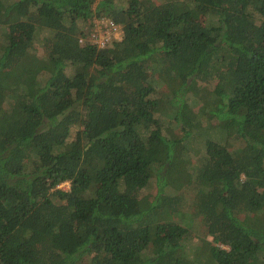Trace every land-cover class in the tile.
Here are the masks:
<instances>
[{
	"label": "trees",
	"instance_id": "obj_1",
	"mask_svg": "<svg viewBox=\"0 0 264 264\" xmlns=\"http://www.w3.org/2000/svg\"><path fill=\"white\" fill-rule=\"evenodd\" d=\"M263 257L264 0H0V264Z\"/></svg>",
	"mask_w": 264,
	"mask_h": 264
},
{
	"label": "rangeland",
	"instance_id": "obj_2",
	"mask_svg": "<svg viewBox=\"0 0 264 264\" xmlns=\"http://www.w3.org/2000/svg\"><path fill=\"white\" fill-rule=\"evenodd\" d=\"M97 2H99V0H95V3H97ZM114 2L117 5H125L127 0H114ZM95 24L96 23H94V25H87V26H89V28H91L90 32H91V30H93V28H95L97 26ZM87 29H88V27H87ZM38 40L39 39H37L36 41L38 42ZM36 50H37L36 53L39 55V57L43 58L41 48L37 47ZM67 70H68V72H70L71 69H67ZM214 84H215L214 81L213 82L208 81V82L201 83L195 92L188 95V100H189L190 104L192 106L196 107L200 101L202 102L201 106L206 104L207 101L209 102L210 101V95H211L210 92L212 91ZM196 110H198V108ZM203 129L205 130L206 135L208 137L215 139V136L217 134L215 128H213V127L211 128L209 126V124H207L205 122L203 125ZM75 131H76V128H73V130L71 132V136L74 135ZM204 139H205V134L197 135V136H195V138H193V140L190 143L187 144V146H190V148H188V150L184 154L183 159L186 160V164L189 167H194L198 163L199 156H197L198 154L193 149H197L198 147L201 148L200 141L203 142ZM60 188H62L64 190H68L69 189V183H67V182L61 183ZM147 192L149 193L151 191L148 190ZM188 206H189V201L186 202V207H188ZM198 227H200V225L196 222L193 230L196 231L195 229H198ZM263 259H264V257H263Z\"/></svg>",
	"mask_w": 264,
	"mask_h": 264
},
{
	"label": "built area",
	"instance_id": "obj_3",
	"mask_svg": "<svg viewBox=\"0 0 264 264\" xmlns=\"http://www.w3.org/2000/svg\"><path fill=\"white\" fill-rule=\"evenodd\" d=\"M93 23H96L95 25L97 26L91 30L88 39L97 46L104 47L109 42L120 41L122 39V27L113 20L100 18L94 19ZM80 41H82V38Z\"/></svg>",
	"mask_w": 264,
	"mask_h": 264
}]
</instances>
